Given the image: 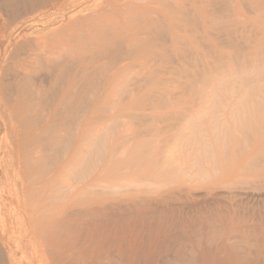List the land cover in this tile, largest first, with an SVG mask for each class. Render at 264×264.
I'll use <instances>...</instances> for the list:
<instances>
[{"label": "rangeland", "instance_id": "374dc122", "mask_svg": "<svg viewBox=\"0 0 264 264\" xmlns=\"http://www.w3.org/2000/svg\"><path fill=\"white\" fill-rule=\"evenodd\" d=\"M95 1L0 0V91L21 69L5 35L33 33L36 41L60 30L62 40L74 32L70 18ZM128 1L152 9L123 33L138 35L134 56L149 62L118 74L109 98L104 69L91 67L71 111L50 98L33 116L38 127L53 125L46 139L51 132L58 139L47 143L55 156L36 172L47 183L31 179L27 198L23 141L10 129L18 118L1 110L0 264H264V0ZM128 46L105 59H123ZM55 107L60 118L51 115Z\"/></svg>", "mask_w": 264, "mask_h": 264}, {"label": "bare ground", "instance_id": "6f19581e", "mask_svg": "<svg viewBox=\"0 0 264 264\" xmlns=\"http://www.w3.org/2000/svg\"><path fill=\"white\" fill-rule=\"evenodd\" d=\"M80 2H82V0H65L64 3H66V5H68V6H74ZM95 2H96V3H94L95 8H91V7L83 8L81 11L78 12L80 16H78L77 18H70L68 25H67V29L68 30L69 29L74 30V32L68 34L67 37L63 38L62 40L60 39V37H58L59 34L61 33L60 30H58V31L52 30V33L50 34L51 36H46V35H44L43 37L39 36V39H42V38L45 39L44 42L43 41L40 42L39 39L34 41L35 39H34V37H32L33 33H31L29 35L25 34L24 36H22L20 39H18L16 41H13L9 37V35H7V36L5 35V37L8 38V40H7L8 42H7V46H6L5 50L7 52L9 50V48L13 46V49L15 50V54L18 58V60L16 62V64L18 65L17 69L18 68L19 69L21 68V69L19 70V72H15L14 83H12L11 85H8L7 88L5 87L4 89H2L0 91V114L2 113L1 110L4 109V110H8L14 117L18 118L16 123H14L10 129L12 131L17 130L16 131V137L18 139L20 138L18 141H23L22 145L17 146V148L19 149V151L22 152V154L19 155V157H20V159H19L20 163L19 164H21V166H22L21 172H20L21 173L20 178L22 180V182H21L22 187H23L24 183H26V185H27L26 186L27 189L22 188L23 193H24L23 194L24 198L29 197V194H30L29 193L30 188L28 189V186H29L28 183L30 184L31 179H35L36 181L39 180V178H37V176H36V174H37L36 172L42 166L46 165L47 158H49V156H50V153L47 152L48 149L46 148L48 145L47 143L50 144V142L52 143V142L56 141V139H58L57 138L58 136H56L52 132H51V134H53V135L50 134L49 139H46L48 132L52 131L53 125H51L50 127H38V124L36 123L37 120L35 121L33 119V116L41 113L40 111H42V108L44 107L45 103L48 100H50V98L55 99V101L58 105L65 104L66 107L68 108L67 110L71 111L73 109V106L76 105V103L79 99L78 97L80 96V94L83 95L84 92L87 91L86 88L90 84L91 75H92V73L90 72L91 67H95V69H97L96 67H98L100 69L102 68V70L104 69V75H103L104 77L103 78H104V82H105L104 84L105 85H104L103 96L106 98H109V96L111 95V91H110L111 88L115 87L118 84V80H119L118 74L124 72L125 70H127L133 66H139V67L142 66V69H144L145 66L143 67V65H145L146 63L149 62L148 60L146 62L144 60L142 61L141 57L134 56V54L137 51V46H139V44H137V42H136L139 39L138 35L135 34V35H129V36L124 37L123 33L130 34V33H128L127 30L130 28V25L132 24L133 20H137V19H148L149 20L150 15L152 13L151 7L147 8L146 7L147 5H135L134 3H132L128 0H96ZM45 6H47V5H45L44 3H41L37 6H34L31 9L32 10L31 13H34L37 10H39L40 8L45 7ZM133 10H139L140 12L139 11L134 12ZM85 11H89L91 13L88 14L87 16H85L84 14H82ZM24 14H29V13H24ZM22 16H23V14H19L16 16V19L17 18H23ZM115 16L118 18L117 21H111L110 18L115 17ZM2 26H3V28H4V26L6 27L7 22L4 21ZM64 36H66V35L64 34ZM46 39H49L50 42L46 41ZM121 41L122 42L126 41L129 44V46H128L129 52L126 53V56L123 59H120L121 56L119 55L120 58H118L117 60L112 58L113 62H109V61L107 62L108 59L106 60L105 57H108L107 54L112 51L111 49L113 47H117L120 44H122ZM11 54H12V52H11ZM21 54H24L25 56L22 57ZM13 57H15V56L13 55ZM103 59H105L104 61H106L107 63L102 62V63L98 64L99 66L95 65V62H100ZM224 59L227 60V58H224ZM108 63H111L112 66L111 65L109 66ZM103 65H104V67H103ZM12 67H13V65H12ZM148 67H151V66L149 65ZM148 67H146V68L148 69ZM9 68H11V67H9ZM92 69H94V68H92ZM114 69H116V70L113 71ZM44 70H48V71L52 72V74H50V75H52L50 77L51 80L50 79L47 80L45 78L44 79H37L38 77L36 78L37 74L40 73V71H44ZM102 70H100V71H102ZM258 72H259V70H257V73ZM245 73H247V72H245ZM151 77H153V76L151 75ZM140 79H139V81L141 82L142 80H140ZM228 79H230V78H228ZM148 80H149V78H148ZM145 83H146V81H145ZM218 83H219V85H221L220 81ZM80 84H81V86L83 85V88H81V91H79ZM205 84H207V83H205ZM141 85H142V83H141ZM234 86L236 88V85H234ZM199 89H201V88H199ZM125 92H127V91H125ZM226 92H228V91H226ZM216 95H217V92H216ZM256 98H258V97H256ZM240 104L243 105V103H240ZM240 104H238V105H240ZM84 106H85V104H84ZM48 107H47V109H48ZM63 107H65V106L63 105ZM114 107H116V106H114ZM241 108H242V106H241ZM59 111L60 110H58L57 107L52 109L51 115H52V117H54V119L61 117ZM90 111H92V109ZM65 112H66V110H65ZM236 112L238 113L239 110L238 111L236 110ZM44 114H45V112H44ZM44 114H43V116H44ZM201 115H203V114H201ZM42 120H44V118H42ZM222 123H225V122H222ZM51 124H53V123H51ZM37 128H40V129L37 130ZM214 129H215V127H214ZM56 134H58V133H56ZM217 142H219V141L217 140ZM57 143H59V142H57ZM206 143H204V144H206ZM31 144L33 146H31ZM65 145H67V144H65ZM50 150H51V147H50ZM80 150H81V152H85V150L82 149V146H77L75 148V151L79 152ZM82 150H84V151H82ZM112 150L114 151V149H112ZM51 152H52V150H51ZM51 154H53V153H51ZM55 154H57V153L55 152ZM79 154H80V152H79ZM88 154L89 153H87L86 155H88ZM78 155L77 156L74 155L72 159H75L77 157V159L79 160ZM54 156H52V157H54ZM56 158H54V159H56ZM85 159H87V157H85ZM82 160L84 161L85 164L87 163V161L85 162L84 159H82ZM88 161H89V159H88ZM80 163H81V161H80ZM54 164H55V162H54ZM159 164H161V163L159 162ZM74 165H77V164L74 163ZM118 165L119 166H116L118 168H116V170H114L113 173H115V172L119 173V169L122 166L120 164H118ZM163 165L165 166V164H163ZM214 165H216V164H214ZM45 167H47V166H45ZM74 167H76V166H74ZM59 169L60 168H59L58 164H55L54 169L51 170L50 181H52V183H55V181H57V177L59 175ZM102 172H104L103 174L106 173L105 167L102 168ZM150 172L153 174H156V172H154V170H152V171L150 170ZM41 173H43V172H41ZM41 173H39V174L41 175ZM73 178H75V177H73ZM83 179H85V178H83ZM80 180H82V179H80ZM39 182L40 183H47V181H44L43 179L39 180ZM70 187H71V185H70ZM56 188L54 187V184H52V189L54 192L58 191ZM46 189H48V186L45 185L43 190H46ZM58 189H59V186H58ZM60 190L61 189H59V191ZM97 191H96V193H97ZM87 192H88V190H87ZM52 200L54 201L56 199H52ZM43 206H45L44 202L41 205V207H43ZM60 217L61 216L56 215L55 217H51L49 219H46V221L48 223H52L53 221L61 219Z\"/></svg>", "mask_w": 264, "mask_h": 264}]
</instances>
